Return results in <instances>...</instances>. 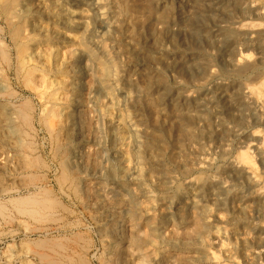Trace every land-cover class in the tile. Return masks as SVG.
I'll return each instance as SVG.
<instances>
[{"label":"rangeland","instance_id":"374dc122","mask_svg":"<svg viewBox=\"0 0 264 264\" xmlns=\"http://www.w3.org/2000/svg\"><path fill=\"white\" fill-rule=\"evenodd\" d=\"M251 1L0 0V264H264Z\"/></svg>","mask_w":264,"mask_h":264},{"label":"bare ground","instance_id":"6f19581e","mask_svg":"<svg viewBox=\"0 0 264 264\" xmlns=\"http://www.w3.org/2000/svg\"><path fill=\"white\" fill-rule=\"evenodd\" d=\"M251 1V0H250ZM254 0H252L251 2H253ZM258 1H260V3L262 4L261 6H262V8H264V0H257V2ZM255 3H256V1H255ZM42 4V3H41ZM41 4H40V6H41ZM37 6H38V4H37ZM259 9V8H258ZM257 9V10H258ZM261 11V10H260ZM40 18V17H39ZM33 23V22H32ZM34 24H35V22H34ZM258 24H255V23H252V22H241L240 23V26L242 27V30L243 29H249V30H251V28H255L256 26H257ZM260 25V24H259ZM37 26V25H36ZM36 26H34V27H36ZM42 26V25H41ZM44 27V26H43ZM37 28V27H36ZM38 28H39V26H38ZM32 29V28H31ZM34 29V28H33ZM32 29V30H33ZM34 30H36V29H34ZM33 30V31H34ZM37 31H40V29H38ZM36 31V32H37ZM35 33V32H34ZM36 34V33H35ZM38 34V33H37ZM39 35H41V34H39ZM44 34H42V36H43ZM38 47V46H37ZM40 47V46H39ZM38 47V48H39ZM37 50V49H36ZM38 50H40V49H38ZM35 51V50H34ZM38 52V51H37ZM39 53H41V52H39ZM39 53H35V54H33V53H31V54H29V56H30V59H33V58H35L34 60H37L38 58H39ZM42 54V53H41ZM28 55V54H27ZM42 57V56H41ZM240 57L242 58V59H248L249 57H250V54L248 53H245L244 55H240ZM97 60V59H96ZM42 61V60H41ZM88 61V60H87ZM33 62V61H32ZM96 62V61H95ZM99 62V61H98ZM90 71V70H89ZM98 73V72H97ZM102 79V78H101ZM91 80V79H90ZM100 80V79H99ZM246 90H247V94L249 95V96H251V97H254L255 98V100L257 101V103L260 105V106H262V107H264V76L263 77H261V79H259V82L258 83H254V84H248L247 86H246ZM106 93V92H105ZM108 93V92H107ZM113 93V92H112ZM50 95V94H49ZM53 95H54V93H53ZM48 97V96H47ZM46 97V98H47ZM50 97V96H49ZM108 97V96H107ZM47 100V99H46ZM106 100H107V98H106ZM47 103V102H46ZM112 103V102H111ZM109 104V103H108ZM104 106H106V105H104ZM29 108V107H28ZM27 108V109H28ZM111 108V107H110ZM66 109V108H65ZM109 109V108H108ZM115 109V108H114ZM114 109H112V111L114 110ZM105 110V109H104ZM63 111H64V109H63ZM108 111V110H107ZM110 111V110H109ZM108 111V112H109ZM111 111V112H112ZM20 112V111H19ZM104 112H106V111H104ZM107 112V113H108ZM62 113V112H61ZM68 113V112H67ZM19 114V113H18ZM21 114V113H20ZM109 114V113H108ZM114 114V113H113ZM113 114H111V115H113ZM22 115V114H21ZM65 115H67V114H65ZM65 115H64V117H65ZM22 116H24V115H22ZM21 116V117H22ZM27 116V115H26ZM69 117H70V114L68 115ZM19 117V116H18ZM29 117V116H28ZM31 117V116H30ZM22 118H25V116L24 117H22ZM1 120V119H0ZM6 120V119H5ZM26 120V119H25ZM114 120V119H113ZM65 121H67V116H66V120ZM69 121H70V119H69ZM116 121V120H115ZM25 122V121H24ZM28 122V121H27ZM111 122V121H110ZM117 122H119L118 120H117ZM23 123V122H22ZM64 123V122H63ZM120 123V122H119ZM4 124V123H3ZM9 124V123H8ZM117 124V123H116ZM27 125V124H26ZM62 125V124H61ZM14 129V128H13ZM61 129V128H60ZM5 130V129H4ZM117 130V129H116ZM120 130H122V129H120ZM58 131H60V130H58ZM117 131H119V130H117ZM116 131V132H117ZM7 132V131H6ZM5 132V133H6ZM121 132V131H120ZM254 133H252V134H254L256 137H258V138H260V140H261V142L259 143V141H258V143L260 144V146L262 147V149H263V152H264V134H262V132H260L259 130H254L253 131ZM4 133V134H5ZM127 133V132H126ZM59 134V133H58ZM125 135H128V134H125ZM2 137V136H1ZM121 138V135H119L118 136V138ZM123 137V136H122ZM60 138H61V136H60ZM116 138V137H115ZM119 138V139H120ZM15 141V140H14ZM120 141H121V139H120ZM124 141V140H123ZM16 143V142H15ZM120 143H122V142H120ZM12 144V143H11ZM10 145V144H9ZM8 145V146H9ZM119 145V144H118ZM121 145V144H120ZM14 146V145H13ZM12 146V147H13ZM3 147V146H2ZM250 147V146H249ZM247 152L248 151H241L240 152V154H239V156L237 157L238 159H237V162L238 163H240L244 168H245V170L249 173V175L252 177V179L256 182V185H257V188H256V190L258 191V192H261L263 195H264V174L263 175H260V173L258 172V169H257V167H256V165H255V163H254V161L251 159V157L247 154ZM1 156V155H0ZM10 156V155H9ZM12 156V155H11ZM19 156V155H18ZM2 157V156H1ZM10 158V157H9ZM11 159V158H10ZM5 160V159H4ZM80 174V173H79ZM82 174V173H81ZM14 175V174H13ZM72 183V182H71ZM87 183V182H86ZM16 185V184H15ZM28 185V184H27ZM84 185V184H83ZM14 186V185H13ZM89 189V188H88ZM92 189H94V188H92ZM46 190V189H45ZM11 191V190H10ZM17 191V190H16ZM3 192V191H2ZM44 192V191H43ZM47 192V191H46ZM95 192V191H94ZM97 192V191H96ZM100 193L102 192V191H99ZM4 193V192H3ZM37 193V192H36ZM49 193V192H48ZM103 193V192H102ZM43 194H45V192L43 193ZM34 195H35V193H34ZM91 195V194H90ZM31 196V195H30ZM38 196V195H37ZM103 196H104V194H103ZM102 196V197H103ZM20 197V196H19ZM18 197V198H19ZM29 197V196H28ZM36 197V196H35ZM105 198V197H104ZM12 199V198H11ZM10 199V200H11ZM22 200H25L24 198H21ZM20 199V200H21ZM32 199V200H31ZM46 199V198H45ZM45 199H43L44 201H45ZM51 199V198H50ZM8 200V199H7ZM10 200H8L7 202H9ZM15 199H13V201H14ZM41 199H39V200H36V198L35 199H33V198H30L29 200H25L24 201V203H20V204H18L17 203V206L18 205H20V206H22V209H20V210H22V212L20 213V214H22L23 213V211L24 212H36V208H38V207H42V205L44 204V202H42V200L40 201ZM52 200V199H51ZM17 201H19V199L17 200ZM16 201V202H17ZM118 201V200H117ZM46 202V201H45ZM48 202V201H47ZM51 202V201H50ZM49 203V202H48ZM52 203V202H51ZM14 204H16V203H14ZM47 204V203H46ZM53 204V203H52ZM118 204V203H117ZM55 205V204H54ZM53 205V206H54ZM112 205V204H111ZM44 206V205H43ZM49 206V205H48ZM50 206H52V205H50ZM102 207V206H101ZM112 207V206H111ZM20 207H18V209H19ZM43 208V207H42ZM42 208H40V209H42ZM104 208V207H103ZM115 208H116V206H113V208H109L108 210H109V212L111 213V215H113L114 214V212H115ZM39 209V208H38ZM0 210H1V207H0ZM6 210H8V208L6 207ZM16 210V209H15ZM107 210V211H108ZM2 211H3V209H2ZM45 211V210H44ZM117 211V210H116ZM20 212V211H19ZM119 212V211H118ZM10 213V212H9ZM28 214V213H27ZM26 214V215H27ZM47 214V213H46ZM116 214V213H115ZM25 215V214H24ZM35 215H36V213H35ZM48 215V214H47ZM51 215V214H50ZM30 216H34L33 214H31ZM42 216V215H41ZM106 216H107V214H106ZM2 217V216H1ZM7 218H8V216H7ZM38 218V217H37ZM35 219V218H34ZM118 219V218H117ZM96 220V219H95ZM106 221V220H105ZM111 221V220H110ZM108 222V221H107ZM112 222V221H111ZM116 222V221H115ZM118 222V221H117ZM114 223V222H113ZM99 224H100V222H99ZM107 225V224H106ZM112 225V224H111ZM108 226V225H107ZM164 227V226H163ZM112 228V227H111ZM105 229V228H104ZM160 230V229H159ZM102 231V230H101ZM157 232V231H156ZM160 232V233H159ZM158 233L159 234H163L161 231H159ZM104 233V232H103ZM102 233V234H103ZM158 234V235H159ZM117 236V235H116ZM106 237V236H105ZM107 238V237H106ZM111 238H114V236H112ZM105 239V238H104ZM108 239H109V237H108ZM45 240H46V237H45ZM49 240V239H48ZM47 240V241H48ZM107 241V240H106ZM119 241H121V240H119ZM49 242H50V240H49ZM110 242V241H109ZM108 243V242H107ZM121 243H123L122 241H121ZM51 245L52 244H54V243H50ZM104 244V243H103ZM54 246H55V244H54ZM48 247V246H47ZM116 247V246H115ZM53 248V247H52ZM131 248V247H130ZM40 249H43V248H40ZM45 249V248H44ZM114 249V248H113ZM112 249V250H113ZM123 249V248H122ZM157 250V249H156ZM131 250H127V252H130ZM158 251V250H157ZM132 252H135V250L134 251H132ZM131 253V252H130ZM164 253H166V252H164ZM28 254V253H27ZM132 254V253H131ZM162 254V253H161ZM167 254V253H166ZM117 255V254H116ZM164 255V254H163ZM174 255H176V254H174ZM187 255V254H186ZM121 256V255H120ZM168 256V255H167ZM210 256H211V259H212V262H214L215 264H217V259L219 260V258H218V256L216 255V253H214V252H211L210 253ZM114 257V256H113ZM140 258H142V257H140ZM139 257H135V261H133V263L132 264H143V261L140 259ZM144 258V257H143ZM155 258V257H154ZM115 259V258H114ZM162 259H164V258H162ZM186 259H187V257H186ZM83 260V259H82ZM119 260V259H118ZM145 260V259H144ZM165 260V259H164ZM171 260H172V258H171ZM29 261V260H28ZM53 261V260H52ZM234 260H232V262L231 263H234L233 262ZM30 262V261H29ZM50 262V261H49ZM58 262V261H57ZM57 262H55V263H57ZM81 262V261H80ZM135 262V263H134ZM147 262V261H146ZM25 263H27V261L25 262ZM47 263H48V261H47ZM54 263V264H55ZM145 263V262H144ZM167 263V262H166ZM168 263H170V262H168ZM167 263V264H168ZM171 263H172V261H171ZM51 264V263H50ZM58 264H61V263H58ZM115 264V263H114ZM122 264V263H121ZM174 264H175V262H174ZM186 264V263H185ZM226 264V263H225Z\"/></svg>","mask_w":264,"mask_h":264}]
</instances>
